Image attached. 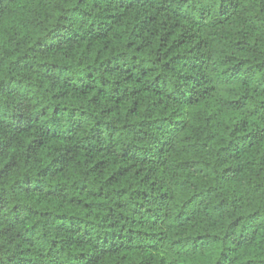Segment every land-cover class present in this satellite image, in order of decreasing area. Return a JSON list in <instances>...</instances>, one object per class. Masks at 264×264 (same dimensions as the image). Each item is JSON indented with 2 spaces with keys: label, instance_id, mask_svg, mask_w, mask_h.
I'll list each match as a JSON object with an SVG mask.
<instances>
[{
  "label": "trees",
  "instance_id": "trees-1",
  "mask_svg": "<svg viewBox=\"0 0 264 264\" xmlns=\"http://www.w3.org/2000/svg\"><path fill=\"white\" fill-rule=\"evenodd\" d=\"M0 264H264V0H0Z\"/></svg>",
  "mask_w": 264,
  "mask_h": 264
}]
</instances>
